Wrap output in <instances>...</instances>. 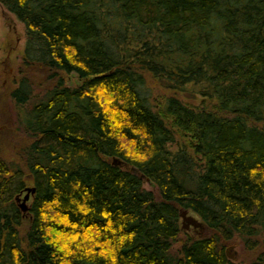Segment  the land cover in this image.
<instances>
[{"label":"trees","instance_id":"16d2710c","mask_svg":"<svg viewBox=\"0 0 264 264\" xmlns=\"http://www.w3.org/2000/svg\"><path fill=\"white\" fill-rule=\"evenodd\" d=\"M0 2L24 25L0 264H264V0Z\"/></svg>","mask_w":264,"mask_h":264},{"label":"rangeland","instance_id":"374dc122","mask_svg":"<svg viewBox=\"0 0 264 264\" xmlns=\"http://www.w3.org/2000/svg\"><path fill=\"white\" fill-rule=\"evenodd\" d=\"M23 45V23L0 2V141L3 148L2 151L6 156L12 154L13 149L11 147L15 145L19 138V131L15 129L18 127V109L8 93L16 85L18 79V66L22 56ZM146 79L153 97L161 99L164 95L172 93V91L165 89L163 84L157 79L151 77ZM177 95L187 102L198 103V98L192 93L180 92ZM143 186L147 189H152L154 192L156 191L147 181L143 182ZM21 196H23V192ZM188 213L200 219L197 214L189 209ZM184 230L188 236L192 237L207 233V229L204 226L201 228L190 227ZM226 249H228L231 259L235 261L245 259L250 253L236 239L226 243Z\"/></svg>","mask_w":264,"mask_h":264},{"label":"water","instance_id":"95a60500","mask_svg":"<svg viewBox=\"0 0 264 264\" xmlns=\"http://www.w3.org/2000/svg\"><path fill=\"white\" fill-rule=\"evenodd\" d=\"M113 162H117L116 159L113 160ZM35 187L34 186H25L23 196H21L22 191L16 195V200L19 201L18 205L21 208L23 212H25L28 208L27 201L31 195V193L34 192ZM180 218H181V227L184 229H189L190 227L198 228L202 226V221L195 217L192 214L188 213V208H182L180 210ZM231 247V246H230ZM229 247V248H230ZM226 253L229 258H231L228 249H226Z\"/></svg>","mask_w":264,"mask_h":264}]
</instances>
